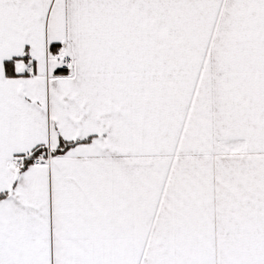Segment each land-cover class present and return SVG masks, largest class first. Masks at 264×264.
Listing matches in <instances>:
<instances>
[{"label": "snow or ice", "instance_id": "obj_1", "mask_svg": "<svg viewBox=\"0 0 264 264\" xmlns=\"http://www.w3.org/2000/svg\"><path fill=\"white\" fill-rule=\"evenodd\" d=\"M0 264H264V0H0Z\"/></svg>", "mask_w": 264, "mask_h": 264}]
</instances>
